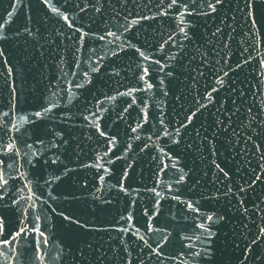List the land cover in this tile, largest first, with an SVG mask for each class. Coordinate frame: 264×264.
Listing matches in <instances>:
<instances>
[{
    "label": "water",
    "instance_id": "95a60500",
    "mask_svg": "<svg viewBox=\"0 0 264 264\" xmlns=\"http://www.w3.org/2000/svg\"><path fill=\"white\" fill-rule=\"evenodd\" d=\"M51 2L73 27L42 0H0V143L21 151L0 155L14 177L0 264H264V15L249 17L244 0L215 12L207 0ZM143 67L153 87L121 96L144 88Z\"/></svg>",
    "mask_w": 264,
    "mask_h": 264
},
{
    "label": "snow or ice",
    "instance_id": "6c2138e0",
    "mask_svg": "<svg viewBox=\"0 0 264 264\" xmlns=\"http://www.w3.org/2000/svg\"><path fill=\"white\" fill-rule=\"evenodd\" d=\"M17 3H21L22 0H16ZM42 2L49 6L52 10V12L56 13L57 15H59L65 22L68 23V26L69 27H73L71 22L69 21V18L67 15H65L64 13L60 12L57 7L55 5L52 4L51 0H42ZM193 3H195V0H192ZM161 3H163V0H161ZM178 3V0H171V3L168 5V7H172L174 5H177ZM224 3V0H207V4H208V7L213 11L215 12L216 11V6L217 5H220ZM244 3H245V6L246 8L249 10L248 11V15L249 17H254V15H264V0H244ZM181 8L184 7L183 4H180L179 5ZM13 11H15V9H13ZM97 12L100 11L99 8L96 9ZM191 14V13H189ZM200 14H203V15H207L208 13L207 12H202ZM251 22L253 24H255V19L253 18L251 20ZM133 23H135V21H133ZM180 23L181 24H184L185 21L183 20V13H181V19H180ZM3 28H4V24L3 23H0V39H5L6 36L3 35ZM26 31H29L28 29H26ZM75 31L77 32H80L81 29L79 28H76ZM181 32H184V29L181 28ZM31 34V33H30ZM89 35L88 33H82V35L79 37L80 40H83L84 36H87ZM107 35H110V36H113V37H116V33L114 32H108ZM185 36H187V33L185 32ZM99 39L103 40L105 39L104 36H100L98 37ZM118 38V37H117ZM108 43H111V41H108ZM132 47H135L134 45H132ZM122 50V49H121ZM79 51V49H78ZM93 52H95V49L92 50ZM136 51L140 53V56L143 57L145 60H148L150 59V57L148 55H146L144 52L140 51L139 48H136ZM114 55L116 54L115 52L113 53ZM0 56H3V51L0 50ZM170 59H172L173 57H169ZM101 59H103V57H101ZM154 63H157L159 64V61H154ZM97 64H99V61H97ZM76 67H79V65H77ZM161 70H163V65H161ZM92 71L93 72H98L99 71V67H93L92 68ZM9 74H11V70L9 69ZM85 75H87V73H85ZM148 75V68L147 67H143V71H142V74L139 76V79L143 82L144 84V88L142 89H136V88H131L129 89L128 92L126 93H120L121 96H126V95H131L133 92L137 91V90H150L153 85L146 79V76ZM168 76H171L172 73L169 72L167 73ZM225 75H227V73H225ZM89 83H90V80H89ZM161 84H163V80L160 81ZM217 83H220L222 84L223 83V79L221 78L220 80L217 81ZM83 85H80L78 84L77 87H82ZM216 89H213V91H215ZM167 93L165 92V95ZM111 99H115V97H111ZM209 99H211V96H209ZM132 102L134 103L135 102V97H133V100ZM129 107H131V104H129ZM52 111V107H46L43 109V113L42 112H36L34 113L35 116L37 117H42L43 114L45 113H49ZM125 111H127V109H125ZM4 115H7V113H4ZM147 116V113H145V118ZM87 119V117H85ZM95 124V122H93ZM161 123H163V121H161ZM2 126V125H0ZM13 128L16 129V131H19V125H13L12 126ZM133 131H135V129H133ZM179 131V129L177 130ZM57 136H59L60 134L57 133L56 134ZM100 135L101 136H104L105 133L104 132H100ZM111 142H114V138H109ZM40 143L42 144L43 141H40ZM52 146L53 147H59V145L55 144V142L52 143ZM27 148L28 149H32L33 148V145L32 144H28L27 145ZM8 154H13L15 155L16 157H21V151L20 149L16 146V143H15V140L14 138H10L9 141L7 143H0V155H8ZM37 153L36 151H32L31 153V156H35ZM24 156H29V153L28 152H25L23 154ZM31 156H29V159H28V163L31 165L33 163L32 161V158ZM59 159V157H55L52 159V163L55 164L57 162V160ZM4 160H0V199H3L4 195L7 194V186L8 185V181L9 179H12L14 177H11V176H7L6 177V173H5V169H4ZM16 164L18 167L22 166V165H19V161H13V162H10L7 164V168L8 169H12L13 168V164ZM45 163H47V161H45ZM108 163H112L111 160L108 161ZM34 166V165H33ZM86 167H89V166H92V167H102L101 165H85ZM173 167H176L175 164L172 165ZM67 171H71V169H66V172ZM105 171H107V169H105ZM221 171H223V169H221ZM180 172L183 173V170L180 169ZM225 175L227 176V173H225ZM55 179H60V177H55ZM102 179V178H101ZM261 177L259 175H257L255 177V180H260ZM184 180V175L181 174L179 179L176 181L177 183L181 182ZM30 181H29V185H30ZM26 187H28V185H25ZM252 185H249V187H251ZM30 190V189H29ZM20 191H23V189H20ZM230 191V189H229ZM240 191H245V189L243 188V186H241L240 188ZM157 196L160 195V193H156ZM23 199V197H22ZM29 200L32 199L31 196L28 197ZM172 199H178V197H172ZM14 204L16 203H19L18 200H14L13 201ZM184 203H187V202H184ZM198 203V202H197ZM27 207H30V208H33L35 209L36 207V201L35 200H32V203L31 204H28ZM188 207L194 211V212H199V209L198 208H193V206L188 203ZM245 211H247V209H245ZM26 215V212L23 213ZM61 215H63V213H61ZM66 220H69L71 223H74V224H79L80 222L78 220H74L72 219L71 217H68V216H65L64 217ZM129 220L132 219L131 216L128 217ZM220 219H223V217H221ZM36 220H39V216H36ZM206 220L207 222L210 224V223H213L214 222V219H213V216L212 215H206ZM3 226H4V217L0 216V235L3 234ZM81 227H84V225H80ZM201 230H202V235H204V238L206 241H211V239L213 238V236L215 235L214 232H212L211 228L206 226L205 223H200L199 225H197ZM149 228H151V224L148 225ZM32 230L36 233L39 234V236H44V233L40 231L39 227L35 224H33L32 226ZM120 231H123V232H127L128 229L127 228H122L120 229ZM140 229L137 228L136 229V232H139ZM156 231H162L161 229H156ZM27 232V229L26 228H23V227H18V230L15 232V235H12L11 233H9V235L11 236V240H7L5 239L3 241V245L6 247L8 244L11 243V241H14L17 239V237H20L22 234H25ZM261 233H264V229H261ZM141 240L144 239L143 236L140 237ZM163 239L166 241L167 240V236L163 237ZM188 239H190V237H188ZM45 244L47 243V239L45 238L44 241H43ZM146 243V242H145ZM252 243H257V240H253ZM149 247H151V245H148ZM163 245L161 244V247ZM189 247H192V245H188ZM14 250V249H13ZM155 251V250H154ZM203 253H204V256L205 257H209L210 256V245L206 248H204L203 250ZM250 251V249H249ZM159 254V253H157ZM19 255V253H18ZM194 255L196 256H199L200 253L199 252H196L194 253ZM130 264V262H129Z\"/></svg>",
    "mask_w": 264,
    "mask_h": 264
}]
</instances>
